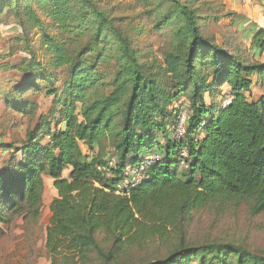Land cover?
Here are the masks:
<instances>
[{"label": "trees", "instance_id": "1", "mask_svg": "<svg viewBox=\"0 0 264 264\" xmlns=\"http://www.w3.org/2000/svg\"><path fill=\"white\" fill-rule=\"evenodd\" d=\"M166 3L156 27L170 29L172 45L162 61H146L95 0H0V14L40 25L42 9L65 35L45 39L52 72L33 60L15 65L25 80L0 93L8 110L29 117L38 104L23 94L44 89L51 100L19 146L0 143L9 155L0 166V223L35 224L44 177L53 180L44 245L51 264H264L263 255L240 245L186 235L193 214L209 204L248 201L264 211V61L204 35L197 7L157 0L155 9ZM231 22L260 56L264 29L240 14ZM59 67L65 80L54 88ZM180 95L186 108L177 104ZM184 109L183 133L174 140ZM153 153L159 159L145 166L142 180L119 191L124 168ZM107 157L116 160L110 176L98 170ZM132 251L141 255L133 259Z\"/></svg>", "mask_w": 264, "mask_h": 264}, {"label": "rangeland", "instance_id": "2", "mask_svg": "<svg viewBox=\"0 0 264 264\" xmlns=\"http://www.w3.org/2000/svg\"><path fill=\"white\" fill-rule=\"evenodd\" d=\"M182 2L198 8L202 32L212 41L219 45L230 44V48L237 46L241 51L245 48L249 56L254 55L257 60L264 61V52L257 56L258 51L253 52L251 49L250 35L244 34L242 27L238 28L237 23L231 22V18L234 19L236 14L250 20L251 17H256L263 21L264 0H182ZM95 3L120 34L129 38L131 46L147 55L144 60L149 61L154 57L162 61L163 53L172 45L171 33L170 29L157 28L156 25L160 23L165 9H169L167 3L159 11L155 9L157 0H95ZM243 11H246V14ZM227 13L233 15L224 17ZM36 14L40 25L35 24L34 18L27 19L26 15L16 17L12 13L0 14V93L12 91L25 80L26 75L14 68L15 65L24 66L33 60L37 64L36 67L40 65L48 72L53 71V66L49 65V57L45 54V39L49 36L56 37L57 40L63 39L64 30L44 14L42 9L36 8ZM208 15H214L215 18L207 21ZM255 25L260 24L257 22ZM30 70L35 74L41 72V69L36 68ZM65 71L64 67L56 70L59 80L54 83V88H59L65 80ZM43 93L44 89L38 94L31 90L22 95L25 100L37 101L35 117L8 110L4 96L0 95V143L19 146L25 140L26 130L36 123L38 113L47 112L51 106L50 98L45 97ZM252 93L254 98H257L260 92L253 87ZM19 97L16 96L13 101L16 102ZM177 104L186 108L187 97L180 95ZM173 138L178 139L175 133ZM159 140L163 142L162 138ZM105 150H110V142H105ZM149 155H142L143 160ZM8 157V152H2L0 149V166ZM66 175L67 170L63 172V176ZM44 182L41 212L35 224L20 218L8 225L0 223V264H51L44 245L51 215L49 206L54 198V186L46 176ZM251 207L252 204L248 201L209 204L193 214L186 235L200 243L206 241L233 243L254 254L264 256V211L256 212ZM157 245L159 243L154 244L155 247ZM140 255L141 253H135L133 255L135 257L132 258L137 259L136 257ZM191 264L198 263L193 261Z\"/></svg>", "mask_w": 264, "mask_h": 264}, {"label": "built area", "instance_id": "3", "mask_svg": "<svg viewBox=\"0 0 264 264\" xmlns=\"http://www.w3.org/2000/svg\"><path fill=\"white\" fill-rule=\"evenodd\" d=\"M177 118L178 119H177V122L175 124L174 133H175L176 137L179 139V137L183 133L184 123H185V120L187 118V111L185 112L183 110ZM158 159H159V156L156 154L155 155H149V156H146L144 158L143 162L140 163V165H138V166L127 165L124 168V171L122 173V179L120 180V182L118 184V187H117L118 190L121 191L122 189H126L129 186H135L136 184H138L143 178L145 166H148V165L154 163ZM115 166H116L115 158L107 157L105 160V163L100 165L98 167V170L105 172L108 174V176H110L109 170L111 168H114ZM119 191H117V193H119Z\"/></svg>", "mask_w": 264, "mask_h": 264}, {"label": "crops", "instance_id": "4", "mask_svg": "<svg viewBox=\"0 0 264 264\" xmlns=\"http://www.w3.org/2000/svg\"><path fill=\"white\" fill-rule=\"evenodd\" d=\"M243 13L244 14H246V11H243ZM251 20L254 22V23H259L260 25V27L262 28V29H264V20L262 21V20H258L256 17H251ZM255 89H258L259 90V92H260V89H259V87L258 86H255L254 87ZM48 180H49V182H51V183H53V180L51 179V178H48ZM57 195V192H56V190H55V188H54V197Z\"/></svg>", "mask_w": 264, "mask_h": 264}]
</instances>
